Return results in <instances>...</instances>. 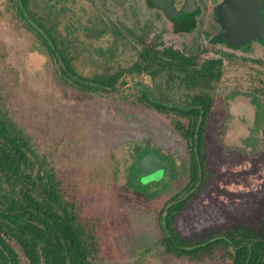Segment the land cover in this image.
<instances>
[{"label": "rangeland", "instance_id": "374dc122", "mask_svg": "<svg viewBox=\"0 0 264 264\" xmlns=\"http://www.w3.org/2000/svg\"><path fill=\"white\" fill-rule=\"evenodd\" d=\"M200 3L203 13L195 28L181 32L147 0H30L31 16H42L76 70L88 77L130 66L142 47L138 36L148 46L161 41L159 48L172 46L200 62L222 60L204 133L207 172L175 218L176 229L193 241L232 224L259 228L264 217V43L233 50L216 42L220 25L212 5ZM182 4L176 0L178 8ZM18 7L17 0H0L1 107L32 138L37 154L76 202L92 264L229 260L224 249L191 259L166 253L161 244L159 210L178 192V200L190 193L188 145L176 129L177 120L185 125L188 120L148 108L139 97L146 88L153 98L185 106L199 90L166 74L143 73L123 76L127 86L116 93L80 91L64 81L61 63ZM150 151L164 159L163 166L144 176L137 172L139 177L136 163ZM15 247L22 264H29Z\"/></svg>", "mask_w": 264, "mask_h": 264}, {"label": "trees", "instance_id": "16d2710c", "mask_svg": "<svg viewBox=\"0 0 264 264\" xmlns=\"http://www.w3.org/2000/svg\"><path fill=\"white\" fill-rule=\"evenodd\" d=\"M17 2L28 28L37 33L50 54L61 63L64 81L80 91L116 93L127 86L123 76L143 73L154 78L166 74L169 79L180 80L191 90H199L185 106L153 98L146 88L139 97L148 108L162 113L174 112L188 120L187 125L177 120L176 129L188 145L190 180L186 189L190 193L178 200V192L159 210L161 244L166 253L177 257L202 259L217 249H224L229 257L224 264H264V217L259 228L232 224L217 235L196 241L183 237L175 227L178 212L200 189L207 172L204 133L214 104L210 91L221 79L222 60L212 58L200 62L199 56L188 55L172 46L159 48L161 41L148 46L143 36H138L142 47L130 66L111 74L88 77L76 70L72 58L66 54L65 48L58 46L59 39L46 26L42 16L36 20L31 16L30 0ZM170 20L174 22L175 30L181 32L191 31L196 25L194 13L181 14ZM99 32L105 34V29ZM138 84L142 85L140 81ZM34 148L32 138L6 115L0 103V264H22L15 245L29 264H92L87 228L77 214L76 202L65 194L62 181ZM135 168V172L140 173L137 163Z\"/></svg>", "mask_w": 264, "mask_h": 264}, {"label": "water", "instance_id": "95a60500", "mask_svg": "<svg viewBox=\"0 0 264 264\" xmlns=\"http://www.w3.org/2000/svg\"><path fill=\"white\" fill-rule=\"evenodd\" d=\"M155 6L161 8L170 18L177 17L185 11L192 10L188 6L193 0H187L181 10H177L173 0H150ZM262 0H225L218 6L217 19L224 32L220 34L222 40L230 46H241L251 40L259 39L264 41V19ZM149 156H153L156 162H152ZM146 157V158H145ZM139 162L140 174H150L153 168H161L164 159L155 152L150 151ZM155 165V166H153Z\"/></svg>", "mask_w": 264, "mask_h": 264}, {"label": "flooded vegetation", "instance_id": "af4514ba", "mask_svg": "<svg viewBox=\"0 0 264 264\" xmlns=\"http://www.w3.org/2000/svg\"><path fill=\"white\" fill-rule=\"evenodd\" d=\"M224 1H225V0H208V3H210V4L212 5V7H211L212 12H211V13H212L213 17L216 19V21L218 22V24L220 25V30H219V32L216 33L214 40H215L216 42H219V43H221V44H224L226 47H228V48H230V49H233V50H235V49H241V48H244V49H245V48H247L248 45H249L250 43H252L253 41L258 42V43L261 41V42L264 43V41H262V40L254 39V40L249 41V42L246 43V44H243V45H241V46L236 47V46H230V45H228V44L226 43V41H224V40L221 39L220 34L223 33L224 30H223V27L221 26V24L219 23V21H218V19H217V9H218V6H219L220 4H222ZM262 1H263V4H264V0H262ZM186 2H187V0H183V4H182L181 8H178V7L176 6V0H173V4H174V6H175V8H176L177 10H181V9L184 7V5L186 4ZM154 7L157 8V9H159L161 12H163V10H162L161 8H159V7H157V6H154ZM188 7L191 8L192 10H190V11H185V12H183L182 14H185V13H188V14H189V13H194V18H195V20L197 19V17H198L200 14L203 13V12H202V6H201V3H200V0H193V4H192V5L190 4ZM163 14L166 15L164 12H163ZM262 14H263V19H264V8L262 9ZM166 17H168V18L170 19L169 16L166 15ZM174 18H175V17H174ZM196 22H197V20H196ZM183 32H185V31H183Z\"/></svg>", "mask_w": 264, "mask_h": 264}]
</instances>
